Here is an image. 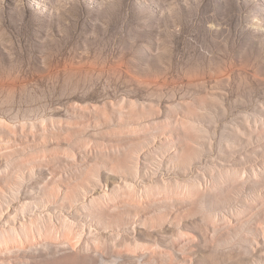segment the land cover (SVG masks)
Instances as JSON below:
<instances>
[{"label": "rangeland", "instance_id": "rangeland-1", "mask_svg": "<svg viewBox=\"0 0 264 264\" xmlns=\"http://www.w3.org/2000/svg\"><path fill=\"white\" fill-rule=\"evenodd\" d=\"M0 264H264V0H0Z\"/></svg>", "mask_w": 264, "mask_h": 264}]
</instances>
